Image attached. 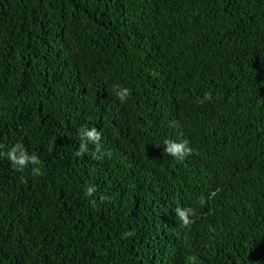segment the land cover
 <instances>
[{"label":"trees","instance_id":"trees-1","mask_svg":"<svg viewBox=\"0 0 264 264\" xmlns=\"http://www.w3.org/2000/svg\"><path fill=\"white\" fill-rule=\"evenodd\" d=\"M0 153V264H264V0H0Z\"/></svg>","mask_w":264,"mask_h":264},{"label":"clouds","instance_id":"clouds-1","mask_svg":"<svg viewBox=\"0 0 264 264\" xmlns=\"http://www.w3.org/2000/svg\"><path fill=\"white\" fill-rule=\"evenodd\" d=\"M132 95L131 89L127 87H119L115 90V96L121 103H125ZM212 97L210 94H205L204 98L200 101L203 103L206 100H211ZM175 126V124H173ZM80 134V146L76 151V156H83L89 150V144H93L96 146V159H101L102 155L100 154V147L102 141V132L98 131L96 127H92L91 129L88 128H81L79 130ZM165 153L171 155V157L175 158L176 160L183 161L187 156L193 153V149L190 146V141L184 140H173V139H166L164 141ZM3 153H0L2 155ZM107 155L111 156V153H106ZM7 160L11 163V166L14 170L23 172L29 166L31 167V172L33 176H40L43 175V171L41 168V160L36 154H29L27 148H25L22 144L14 145L8 152H7ZM192 156V155H191ZM190 156V157H191ZM195 155L192 157V159ZM191 159V160H192ZM213 166H198L189 169L190 174L188 175L191 178V182L196 181L197 179L205 178L213 169ZM96 192V188L94 186H89L86 189L85 195L89 198L93 197L94 193ZM217 192L214 191L212 193H204L209 195H214ZM201 195V194H200ZM204 199H211L207 195H201ZM200 200L201 204L205 203L204 199ZM103 199V198H102ZM91 204L95 206V199H91ZM173 204V203H172ZM177 206V207H176ZM173 205L171 207V216L172 219L176 222L180 221L182 227L190 226L194 221L190 219V217L195 216V211L191 207H188V204L183 205ZM134 235L133 232H127L126 236ZM197 257L196 256H189L187 257L186 264H196ZM162 262V261H161Z\"/></svg>","mask_w":264,"mask_h":264}]
</instances>
